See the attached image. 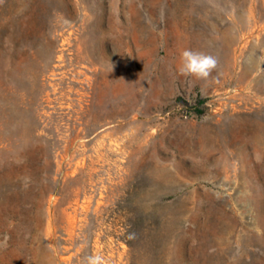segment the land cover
Instances as JSON below:
<instances>
[{
	"label": "rangeland",
	"instance_id": "1",
	"mask_svg": "<svg viewBox=\"0 0 264 264\" xmlns=\"http://www.w3.org/2000/svg\"><path fill=\"white\" fill-rule=\"evenodd\" d=\"M93 252L264 264V0H0V264Z\"/></svg>",
	"mask_w": 264,
	"mask_h": 264
},
{
	"label": "clouds",
	"instance_id": "2",
	"mask_svg": "<svg viewBox=\"0 0 264 264\" xmlns=\"http://www.w3.org/2000/svg\"><path fill=\"white\" fill-rule=\"evenodd\" d=\"M218 57L200 50L186 48L180 53L178 72L182 76L197 80H208L218 67ZM136 238V233L129 232L128 239ZM79 264H111L110 259L99 252L81 257Z\"/></svg>",
	"mask_w": 264,
	"mask_h": 264
}]
</instances>
